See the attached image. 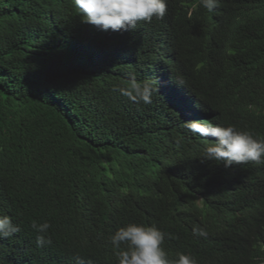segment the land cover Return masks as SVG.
<instances>
[{"label": "trees", "instance_id": "trees-1", "mask_svg": "<svg viewBox=\"0 0 264 264\" xmlns=\"http://www.w3.org/2000/svg\"><path fill=\"white\" fill-rule=\"evenodd\" d=\"M82 19L74 0H0V215L20 227L0 264H118L110 237L130 223L163 231L170 260L264 262V165L205 159L216 138L185 127L264 138V0H168L130 31ZM129 73L150 104L117 90Z\"/></svg>", "mask_w": 264, "mask_h": 264}, {"label": "clouds", "instance_id": "clouds-1", "mask_svg": "<svg viewBox=\"0 0 264 264\" xmlns=\"http://www.w3.org/2000/svg\"><path fill=\"white\" fill-rule=\"evenodd\" d=\"M82 21L96 26L102 31H130L138 22L151 23L155 17L163 19L168 10V0H74ZM201 5L209 13L220 5V0H201ZM128 83L117 90L133 103L150 104L157 88L147 81H138L135 73H129ZM186 129L193 135L215 137V142L205 148V159L223 163L225 168L234 164L249 162L264 165V138L248 130H238L234 125L221 126L199 120L185 122ZM32 229L38 234L39 247L52 243L48 230L51 224L32 222ZM193 235L207 238L205 228L193 226ZM20 232L9 215H0V238H11ZM166 234L156 226L130 223L119 228L110 237V243L117 250L118 264H199L191 254L180 253L170 260L162 247ZM126 245L122 249L121 245ZM261 264H264L262 262Z\"/></svg>", "mask_w": 264, "mask_h": 264}]
</instances>
